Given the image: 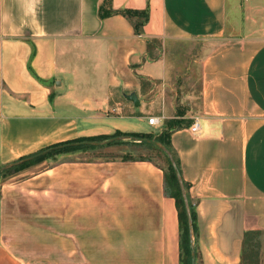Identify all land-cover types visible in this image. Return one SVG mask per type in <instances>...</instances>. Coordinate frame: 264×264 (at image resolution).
Masks as SVG:
<instances>
[{
  "label": "crops",
  "instance_id": "crops-1",
  "mask_svg": "<svg viewBox=\"0 0 264 264\" xmlns=\"http://www.w3.org/2000/svg\"><path fill=\"white\" fill-rule=\"evenodd\" d=\"M102 2L0 0V168L79 137L158 134L153 115L192 120L171 141L197 264H241L245 232L264 231V0H113L149 9L141 35L122 14L101 18ZM96 146L1 174L0 264H34L15 251L25 228L64 233L65 264H182L164 169L112 153L128 144Z\"/></svg>",
  "mask_w": 264,
  "mask_h": 264
},
{
  "label": "trees",
  "instance_id": "trees-1",
  "mask_svg": "<svg viewBox=\"0 0 264 264\" xmlns=\"http://www.w3.org/2000/svg\"><path fill=\"white\" fill-rule=\"evenodd\" d=\"M98 12L101 18L109 17L115 14L124 15L132 22L135 32L140 35L143 33L144 26L149 21V16H150L148 8H144V9L115 8L113 6V0H103L101 5L99 6ZM192 122H193L192 120H185V119H178V118L168 119L166 120L167 127L161 132H159L158 134L151 133V132H123V131L118 130L115 133L109 134V135L84 136V137H79V138H75L72 140L59 142V143L53 144L45 148V149H49V148L51 149L48 153L37 156L33 159L23 161L22 163H19L10 168H7L3 170L1 174H8V173L23 169L29 165H32L39 161H43L57 154L69 153V152L73 153V152L89 150V149L92 150V149H97L98 147H100L96 145H68L69 143L84 141V140H105L111 137L122 136V135L130 136L131 139L133 140L132 142L147 146L149 147V149L158 151V153L164 156L166 158V161L168 162V166H163L159 161L155 160L152 156H132L131 154H126L123 156L124 158H128V159L151 160L164 169L165 178H166V192L167 194L175 197L178 208H179V218H180V223H181L182 264H191L192 249H191V242H190L188 215H187L185 202H184V199L181 193V189H180V186L177 180L174 167L169 157L164 151H162L161 149H159L158 147L150 143H147L144 141L135 142L134 140H137L139 138H154L162 142L173 153L179 168H181L179 156L177 154V151L172 145L171 135L174 130L180 129L184 126H189L192 124ZM125 141H128V140L119 139V140H115L109 143V145L123 143ZM61 145H64V146L59 148L58 146H61ZM45 149H41L40 151L33 153L29 156L35 155ZM24 158H26V156L21 157L18 160H22ZM184 183H185L189 201L191 204V212H192V217L194 220L195 234H196L197 233L196 232V229H197L196 211H195V208H194V205L192 203V199L189 193L190 185L188 182L184 181ZM262 235H264L263 230H247L245 232V236L243 240V253H242L241 264H262V258L264 254Z\"/></svg>",
  "mask_w": 264,
  "mask_h": 264
},
{
  "label": "rangeland",
  "instance_id": "rangeland-1",
  "mask_svg": "<svg viewBox=\"0 0 264 264\" xmlns=\"http://www.w3.org/2000/svg\"><path fill=\"white\" fill-rule=\"evenodd\" d=\"M176 90H178L179 92L178 94L179 97L182 96V93H183V96L185 95L184 93H187L185 92L186 90H182V89H176ZM172 91H170L169 93L172 94L173 97H175L176 91L175 90H172ZM191 91L194 92L195 90H191ZM183 106L184 105L181 104V107ZM157 125H160V126L162 125L163 127L167 126L166 121L164 123L159 121ZM122 136L125 137L126 139L125 138H121V139L128 140V141H125L123 143H117V144H128L130 148H121V149L116 148L115 151L112 150L113 154H117V155L131 154L132 156H152L155 160L159 161L163 166H168V162L166 161V158L160 155L158 151L149 149V147L140 145V144L137 146H134L133 145L134 142L130 141L131 140L130 136H127V135H122ZM132 146L134 147L132 148ZM78 152L80 151L73 152L71 155L68 156V158L69 157L70 158L84 157V156H89V155L92 156L93 153H95V151H88V152L85 151L84 153H78ZM64 157H66L65 154L53 157L54 159L52 160V162L63 159ZM0 176H1V172H0ZM24 209H26L24 205L18 204L16 211L20 213H24ZM41 218H44V217H41ZM32 221H33V218H32ZM9 225L13 229L14 228L19 229L18 226H22L21 229L24 228V225H21L20 223H15L12 220L9 221ZM16 235L17 237H15V239H17V242H15L14 244L17 248L15 251L19 254H23L25 257L27 256L30 257L29 260L31 259L30 261H33L34 264H38V263L40 264H51V263L52 264H65L66 249L61 246L65 244L64 243L65 242L64 233L51 234V235L48 233H44L40 236L39 234H34V233L29 234L27 232V229L25 228L21 233H18ZM262 238H263L262 242H263V252H264V235H262ZM54 240H56L57 242L52 244L51 242H53ZM262 264H264V254L262 258Z\"/></svg>",
  "mask_w": 264,
  "mask_h": 264
},
{
  "label": "water",
  "instance_id": "water-1",
  "mask_svg": "<svg viewBox=\"0 0 264 264\" xmlns=\"http://www.w3.org/2000/svg\"><path fill=\"white\" fill-rule=\"evenodd\" d=\"M131 100H133L137 105L140 104V101L139 99L137 98V95L136 94H130L128 96ZM121 138H125L123 136H115V137H112V138H109V139H106V140H84V141H78V142H73V143H69L68 145H104V144H107V143H110V142H113L115 140H119ZM138 141H144V142H147V143H150L156 147H158L159 149H161L162 151H164L167 156L169 157L173 167H174V170H175V173H176V176H177V180H178V183H179V186H180V189H181V193H182V196H183V199H184V202H185V206H186V211H187V215H188V223H189V232H190V242H191V249H192V257H191V264H197V249H196V245H195V242H194V239H195V226H194V220H193V217H192V212H191V204H190V201H189V197H188V193H187V189H186V186H185V183H184V179H183V176H182V173L180 171V168L175 160V157L173 155V153L169 150V148L163 144L162 142L154 139V138H139L137 139ZM64 145H61V146H58L59 148L60 147H63ZM51 149H45L35 155H32V156H28L22 160H18V161H14L12 163H9V164H5L4 166H2L0 168V172H2L3 170L7 169V168H10L16 164H19V163H22L23 161H26V160H29V159H33L37 156H40V155H43V154H46L50 151Z\"/></svg>",
  "mask_w": 264,
  "mask_h": 264
},
{
  "label": "built area",
  "instance_id": "built-area-1",
  "mask_svg": "<svg viewBox=\"0 0 264 264\" xmlns=\"http://www.w3.org/2000/svg\"><path fill=\"white\" fill-rule=\"evenodd\" d=\"M160 119L158 116H150L149 117V122L153 125H157L159 123ZM191 129L193 132H196L199 129V123L196 121L193 123V125L191 126Z\"/></svg>",
  "mask_w": 264,
  "mask_h": 264
}]
</instances>
